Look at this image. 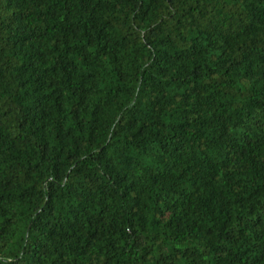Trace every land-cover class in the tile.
<instances>
[{"label": "trees", "instance_id": "16d2710c", "mask_svg": "<svg viewBox=\"0 0 264 264\" xmlns=\"http://www.w3.org/2000/svg\"><path fill=\"white\" fill-rule=\"evenodd\" d=\"M0 264H264V0H0Z\"/></svg>", "mask_w": 264, "mask_h": 264}]
</instances>
